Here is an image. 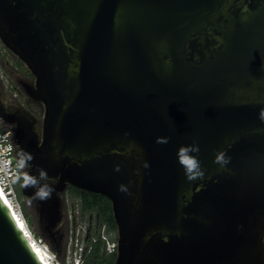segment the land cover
<instances>
[{
	"label": "water",
	"instance_id": "obj_1",
	"mask_svg": "<svg viewBox=\"0 0 264 264\" xmlns=\"http://www.w3.org/2000/svg\"><path fill=\"white\" fill-rule=\"evenodd\" d=\"M0 41L45 110L0 79L50 229L71 185L111 202L115 264H264V0H0ZM0 264H43L1 197Z\"/></svg>",
	"mask_w": 264,
	"mask_h": 264
},
{
	"label": "built area",
	"instance_id": "obj_2",
	"mask_svg": "<svg viewBox=\"0 0 264 264\" xmlns=\"http://www.w3.org/2000/svg\"><path fill=\"white\" fill-rule=\"evenodd\" d=\"M14 141V131L0 117V190L12 211L16 213L21 220L26 222L30 236H32L35 241L48 252L52 253L54 264H61L58 261L57 256L53 253L51 246L47 244L43 238L37 236L26 219L24 207L18 194V187L21 185V182H23L26 175V165L24 164ZM102 228L103 232L101 231L99 233V238L103 245V251L110 255L117 254L119 240L118 233L115 239H111L108 235L109 231L107 226L104 225ZM87 237L88 235L81 238L77 236L76 249L71 255L73 256L75 254V262L72 264H82L84 261L83 256H87L91 251L92 244L98 240L97 237H92L85 248L84 246L80 247L81 240L86 242Z\"/></svg>",
	"mask_w": 264,
	"mask_h": 264
},
{
	"label": "flooded vegetation",
	"instance_id": "obj_3",
	"mask_svg": "<svg viewBox=\"0 0 264 264\" xmlns=\"http://www.w3.org/2000/svg\"><path fill=\"white\" fill-rule=\"evenodd\" d=\"M9 72V77L14 80V83L10 85L9 89H7V92L4 88V93L14 100H16L18 103L22 104L26 109H28L36 118L42 119L45 110L44 107L40 103L34 102L31 98L27 97L25 94V91H30L31 88L35 86V78L31 74V72L27 69L25 64H23L19 60V65L12 67L11 69H7ZM2 83V82H1ZM8 88V87H7ZM10 126V125H9ZM10 128L14 131V128L10 126ZM27 169V166H26ZM26 176V175H25ZM25 180V177H24ZM23 180V183H24ZM24 186V185H23ZM73 186L68 185L66 190L60 194V216L61 220L59 224L53 228L50 229L48 226V223L46 222L45 217H42L39 209L40 205L38 201L34 198H28L23 196L24 205H31L36 213V216L39 221V236L44 239V241L51 246L53 249L58 250H66L71 232L73 231L72 223L70 221V215L69 211L67 209V195L72 193L71 189ZM74 188V187H73ZM89 220H93V215H89ZM97 223V229L101 227L98 223V219H96ZM72 227V228H71ZM88 237L86 242L92 238L91 237V231L92 228H88ZM76 230V226H75ZM110 255V254H108Z\"/></svg>",
	"mask_w": 264,
	"mask_h": 264
},
{
	"label": "rangeland",
	"instance_id": "obj_4",
	"mask_svg": "<svg viewBox=\"0 0 264 264\" xmlns=\"http://www.w3.org/2000/svg\"><path fill=\"white\" fill-rule=\"evenodd\" d=\"M18 65H19V59L15 57L0 41V79H1L2 85L5 87L6 92H7V89H9L10 85L14 83V80L9 77V72L7 71V69L8 68L11 69L12 67H15ZM23 185L24 183L21 182V185L18 187V194L22 201V204L24 205V200H23V195H22V190H21ZM66 203H67V209L70 215V221L73 227L71 228L73 229V231L71 232L70 240H69L68 246L65 251L64 262H62L58 257L57 259L61 264H72L73 262H75V254L73 255L74 257L71 255H72V252L76 249L77 236L80 238L85 237V235H88L87 234L89 230L88 228L91 227L92 228L91 237L96 238L97 235L101 231L103 232L102 227L104 225H102L100 228L97 229V223H96L95 216H93V220L90 221L89 215L88 216L86 215L85 217L81 215L80 199L74 194L70 193L67 195ZM23 207H24V211H25L26 219L28 220V223L30 224L32 230L35 231L37 236L40 237L39 236V221H38V218L36 216V213L33 207L31 205H25ZM75 226H76V230H75ZM108 235L111 239H115L117 236V233L113 231H109ZM88 243L81 240L80 247L84 246L85 248V246H87ZM42 249L46 253L51 255V257H53L52 253L46 251L44 247H42ZM51 249L53 253L55 254L53 248ZM116 257H117V254H116ZM85 258L86 257L83 256L84 261L82 264H84Z\"/></svg>",
	"mask_w": 264,
	"mask_h": 264
},
{
	"label": "trees",
	"instance_id": "obj_5",
	"mask_svg": "<svg viewBox=\"0 0 264 264\" xmlns=\"http://www.w3.org/2000/svg\"><path fill=\"white\" fill-rule=\"evenodd\" d=\"M72 194L80 199L81 215H93L98 219L99 225H106L108 231L118 233L117 225L113 216L111 202L104 196L80 191L76 188L71 189ZM97 242L92 244L91 251L87 254L84 264H115L116 254L108 255L103 251V245L97 235Z\"/></svg>",
	"mask_w": 264,
	"mask_h": 264
},
{
	"label": "bare ground",
	"instance_id": "obj_6",
	"mask_svg": "<svg viewBox=\"0 0 264 264\" xmlns=\"http://www.w3.org/2000/svg\"><path fill=\"white\" fill-rule=\"evenodd\" d=\"M0 197L2 199V201L5 203V205L7 206V208L9 209L10 213L13 215L14 219L16 220L18 226L21 228L22 232L25 234V236L28 238L32 248L34 249V251L36 252L37 256L39 257V259L42 261L43 264H54L53 262V257H51V255H49L48 253H46L42 247L35 241V239L30 236L29 230L27 228L26 222L21 220L18 215L16 213H14L11 209V207L9 206V204L7 203L3 193L0 190ZM46 250V249H45ZM47 251V250H46Z\"/></svg>",
	"mask_w": 264,
	"mask_h": 264
}]
</instances>
